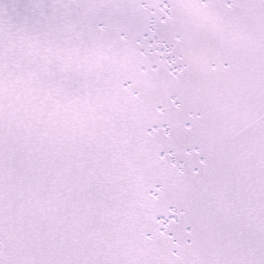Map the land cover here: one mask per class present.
<instances>
[{
    "label": "snow or ice",
    "instance_id": "obj_1",
    "mask_svg": "<svg viewBox=\"0 0 264 264\" xmlns=\"http://www.w3.org/2000/svg\"><path fill=\"white\" fill-rule=\"evenodd\" d=\"M0 264H264V0H0Z\"/></svg>",
    "mask_w": 264,
    "mask_h": 264
}]
</instances>
